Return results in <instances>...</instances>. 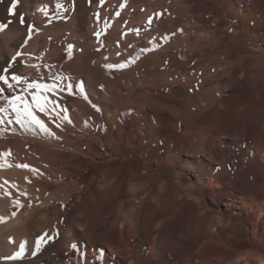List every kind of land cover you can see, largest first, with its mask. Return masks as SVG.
<instances>
[{"label": "bare ground", "instance_id": "obj_1", "mask_svg": "<svg viewBox=\"0 0 264 264\" xmlns=\"http://www.w3.org/2000/svg\"><path fill=\"white\" fill-rule=\"evenodd\" d=\"M12 2L0 0V247L35 251L0 264H264L246 225L264 217V0H131L140 32L125 39L111 24L127 0ZM16 196L47 212L39 251L25 235L40 208L12 217Z\"/></svg>", "mask_w": 264, "mask_h": 264}, {"label": "rangeland", "instance_id": "obj_2", "mask_svg": "<svg viewBox=\"0 0 264 264\" xmlns=\"http://www.w3.org/2000/svg\"><path fill=\"white\" fill-rule=\"evenodd\" d=\"M127 4L128 5L126 6L125 12H124V15L126 16V19L125 20L115 19L112 22V24H111L112 31H114L115 33H118L119 34V38H122V39H125V37L127 35L132 34V33H134L136 36H139L138 32H140V30H139V28H140V25H139L140 24V22H139L140 18L136 19V21L132 22V18H131V15H130V8H133L134 10L136 9V11H141L143 7H141V8L138 7V9H137L136 5H138V4L133 6L131 0H127ZM191 21L194 22V19H191ZM207 23H204V27L202 28V30L207 29V27H208ZM107 130H108V127L105 124L102 127V130H101L102 135H104ZM108 155L111 156V154H109V153H108ZM135 156L136 155H133L132 153L126 154L124 156L121 155L119 161L123 162V161H128V159H131V158L132 159H137V158L140 157V156H136V157ZM36 167L38 168V166L35 163L30 164L29 166H27L25 168L26 169L25 177H27V179L30 181L29 184H30L32 189H35V190H38L39 192H41L44 189L37 185L38 184L37 181L39 180L40 173H39V170L36 169ZM89 172H91V171L85 172L84 175L88 174ZM149 174H152V172L149 171L148 174H146V176H148ZM68 180H72V179L68 178ZM154 180H155V177L153 176L152 179H151V182H150L151 185L153 184ZM85 196H86V194H84V196L79 197L76 202L77 203L82 202L84 200ZM20 199L21 198L18 197V196H16V198L15 197L12 198V204L9 205V209H11V211H16V212L17 211L18 212H23V211L29 212L30 211V213H31V212H33L31 210L34 207H35L34 208L35 210H36V207H39L40 210H36V212L34 211L33 212L34 215H33V213L31 214L32 217L30 215L29 222H28L29 228L27 230L28 233H26L25 238H27V239L30 238L29 240H32V241H35L36 239H40L39 237H42V234L49 232V230L51 229V225L48 224L47 212L45 211V209H43V205H41V204L29 206V204H24V203L22 204L21 203L23 205V207L22 208H17L14 203L17 200H19V201L22 200V199L21 200ZM239 205L241 206V208H243L241 204H239ZM243 210H244L243 214L246 215V210L244 208H243ZM127 211H128V209L124 210V211L122 210L123 214H124V212H127ZM261 218H262L261 219L262 221H260L259 223L256 222V218H254V216L253 217L250 216V219L246 221V225H247L248 230H249L247 238H248V240H251V242L253 243V248L255 247L254 249L256 251H258V253H260L262 256H264V217L261 216ZM255 226H257V227H255ZM50 246H51V244L48 243V244L45 245L44 249H47ZM260 246H261V248H260ZM0 248H1L0 249V260L1 261L9 260L10 257L14 256L17 253V252H10L9 250H7L4 247L3 248L0 247ZM30 250H31L30 247L25 248V250L22 253V255H24V256L32 255L35 250H32V251H30ZM212 257H214V256H212ZM257 262H258V264L262 263V260H260V257L258 258ZM78 264H86V263L79 262ZM252 264H254V263H252Z\"/></svg>", "mask_w": 264, "mask_h": 264}, {"label": "snow or ice", "instance_id": "obj_3", "mask_svg": "<svg viewBox=\"0 0 264 264\" xmlns=\"http://www.w3.org/2000/svg\"><path fill=\"white\" fill-rule=\"evenodd\" d=\"M16 3H17V0H13V2H12V9H14V8L16 7ZM57 7L59 8L60 5L58 4ZM38 10H40V11H44V8L42 7L41 9H38ZM10 11H11V9H10ZM21 23H22V24L25 23L24 20H23V18H21ZM149 23H151V18H149ZM4 27H5V26H4L3 24H0V30H3ZM33 30H34V26H29V31L32 32ZM35 30L38 31V29H35ZM29 38H30V37H29ZM25 43H27V41H25ZM19 55H21V53L18 52V53H17V56H19ZM109 67H112V66L110 65ZM115 67L122 68V67H124V65H123V64H121V65H116ZM12 79H13V80H17L18 77L13 76ZM0 80H5V81H6V78H5L4 76H0ZM28 87H29V88H41V87H45V88H47L48 86H47V85L42 86V85H39V84H30V85H28ZM71 87H72V85H69V88H71ZM78 87H81V86H78ZM34 99H35V97H34ZM26 114H27L28 116H31V113L28 112L27 109H26ZM17 122H21V121L18 119ZM31 122L34 123V124H36V125H39V127L41 128V130L44 131V132H46V133H48V135H50V136L53 135V134H52L51 132H49V130L44 126V124H43L41 121L36 120L35 117H32V121H31ZM24 167H27V165H24ZM15 206H16L17 208H22V207H23V205L21 204V202H20L19 200H17V201L15 202ZM29 206H31V205H29ZM16 215H17V212H16V211H13V212L11 213V216H12V217H15ZM6 219H7V217L0 216V223L5 222ZM45 235H46V234H45ZM42 239H43V237H41L40 239L37 240V242H36V251H39V250H40V247H41V240H42ZM25 248H26V241L21 243V245H20V252L16 253L14 256L10 257L9 259H17V258H20L21 255H22V253H23V251L25 250ZM97 259L102 260V259H103V254H102V253H98Z\"/></svg>", "mask_w": 264, "mask_h": 264}]
</instances>
